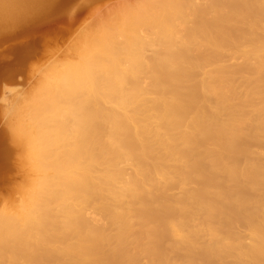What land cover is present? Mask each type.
<instances>
[{
  "label": "bare ground",
  "instance_id": "1",
  "mask_svg": "<svg viewBox=\"0 0 264 264\" xmlns=\"http://www.w3.org/2000/svg\"><path fill=\"white\" fill-rule=\"evenodd\" d=\"M13 113L35 177L0 264H264V0L125 6Z\"/></svg>",
  "mask_w": 264,
  "mask_h": 264
},
{
  "label": "rangeland",
  "instance_id": "2",
  "mask_svg": "<svg viewBox=\"0 0 264 264\" xmlns=\"http://www.w3.org/2000/svg\"><path fill=\"white\" fill-rule=\"evenodd\" d=\"M139 1L56 0L52 12L0 28V211L18 208L35 177L11 136L14 106L32 97L51 69L75 59L84 32ZM6 243L0 253L10 252Z\"/></svg>",
  "mask_w": 264,
  "mask_h": 264
}]
</instances>
